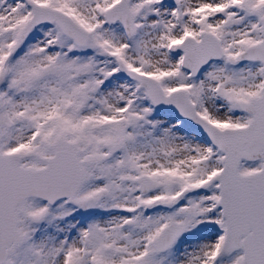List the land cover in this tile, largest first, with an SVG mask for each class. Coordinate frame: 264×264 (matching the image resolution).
<instances>
[{
    "label": "snow or ice",
    "instance_id": "obj_1",
    "mask_svg": "<svg viewBox=\"0 0 264 264\" xmlns=\"http://www.w3.org/2000/svg\"><path fill=\"white\" fill-rule=\"evenodd\" d=\"M0 264H264V0H0Z\"/></svg>",
    "mask_w": 264,
    "mask_h": 264
}]
</instances>
